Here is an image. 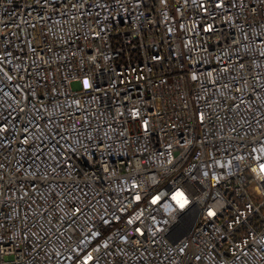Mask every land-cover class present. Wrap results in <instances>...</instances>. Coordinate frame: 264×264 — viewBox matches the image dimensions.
Masks as SVG:
<instances>
[{
	"label": "built area",
	"instance_id": "2783aa9c",
	"mask_svg": "<svg viewBox=\"0 0 264 264\" xmlns=\"http://www.w3.org/2000/svg\"><path fill=\"white\" fill-rule=\"evenodd\" d=\"M0 264H264V0H0Z\"/></svg>",
	"mask_w": 264,
	"mask_h": 264
},
{
	"label": "snow or ice",
	"instance_id": "6c2138e0",
	"mask_svg": "<svg viewBox=\"0 0 264 264\" xmlns=\"http://www.w3.org/2000/svg\"><path fill=\"white\" fill-rule=\"evenodd\" d=\"M181 207H183V205L181 204Z\"/></svg>",
	"mask_w": 264,
	"mask_h": 264
}]
</instances>
